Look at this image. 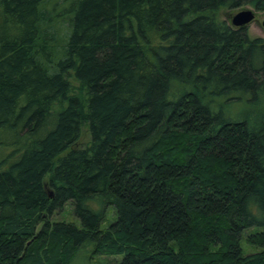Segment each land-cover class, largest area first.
<instances>
[{"label": "trees", "instance_id": "1", "mask_svg": "<svg viewBox=\"0 0 264 264\" xmlns=\"http://www.w3.org/2000/svg\"><path fill=\"white\" fill-rule=\"evenodd\" d=\"M246 6L0 0V264H264V39L220 20Z\"/></svg>", "mask_w": 264, "mask_h": 264}, {"label": "rangeland", "instance_id": "2", "mask_svg": "<svg viewBox=\"0 0 264 264\" xmlns=\"http://www.w3.org/2000/svg\"><path fill=\"white\" fill-rule=\"evenodd\" d=\"M251 9L255 11V20L247 27L248 33L252 38H263L264 39V28L262 27V22L264 20V12L257 11L252 6H246L242 9L236 10V11H229V10H223L220 12V20L227 21L231 25V17L235 14H237L239 11L243 9ZM249 111V107L238 105L234 108V111H232L233 115H239L243 113H247ZM89 140L88 134H84L82 140L78 144V146L85 145ZM114 211L113 208L109 210V212ZM55 221H66V222H72V223H78L77 219L74 217L72 212V207L70 205H66L65 209L60 212L56 213L54 215ZM113 221H115L114 213H108L107 220L103 223V228H106L108 225H110ZM242 247L244 249L245 254H251L255 253L258 250L252 246H250L246 239L243 237L242 239ZM91 249L86 250L85 252L82 251L80 255L77 257V259L73 262V264H116L122 259V256H102V255H92Z\"/></svg>", "mask_w": 264, "mask_h": 264}, {"label": "water", "instance_id": "3", "mask_svg": "<svg viewBox=\"0 0 264 264\" xmlns=\"http://www.w3.org/2000/svg\"><path fill=\"white\" fill-rule=\"evenodd\" d=\"M255 17V11L246 8L231 17V24L235 28H247L255 20ZM262 27L264 28V20Z\"/></svg>", "mask_w": 264, "mask_h": 264}]
</instances>
